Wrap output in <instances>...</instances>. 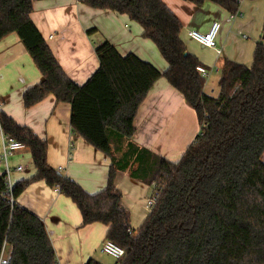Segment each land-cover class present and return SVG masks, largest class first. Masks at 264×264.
<instances>
[{"label":"trees","instance_id":"1","mask_svg":"<svg viewBox=\"0 0 264 264\" xmlns=\"http://www.w3.org/2000/svg\"><path fill=\"white\" fill-rule=\"evenodd\" d=\"M181 1L196 6L210 2L236 17L242 0ZM77 2L126 15L141 27L142 37L156 46L168 68L160 73L104 42L95 49L98 68L76 85L33 25L32 1L0 0V40L17 35L42 76L41 83L24 92L23 107L31 108L49 95L68 104L71 132L111 160L105 188L89 195L47 164L44 141L0 113L2 134L24 145L35 170L11 189L5 175L0 176V256L8 252V264H57L41 220L16 204L29 184L43 181L71 200L82 226L107 227L105 240L124 251L118 264H264V44H256L249 68L222 61L219 93L212 98L203 93L205 79L196 71L201 63L179 39L178 19L160 0ZM160 78L195 112L197 136L176 162L130 142L123 161L117 159L135 133L140 105ZM136 151L137 168L131 176L157 189L159 197L134 234L114 180Z\"/></svg>","mask_w":264,"mask_h":264},{"label":"crops","instance_id":"2","mask_svg":"<svg viewBox=\"0 0 264 264\" xmlns=\"http://www.w3.org/2000/svg\"><path fill=\"white\" fill-rule=\"evenodd\" d=\"M31 1L33 25L62 71L76 85L84 84L98 68L95 49L104 42L111 44L121 56L133 54L160 73L168 68L156 46L142 37L141 27L126 15L95 10L77 0ZM160 1L178 19L179 39L186 52L208 70L209 80L214 75L215 82L207 79L203 87V93L209 97L218 96L223 60L249 68L256 44H264V0H242L239 14L233 19L210 2L196 6L181 0ZM213 23L219 24L214 49L189 36L191 31L207 33ZM41 82V74L17 35L1 39L0 113L30 129L46 143L47 164L51 168L89 195L101 192L106 186L111 160L71 132L70 106L56 103L49 95L31 108L23 107L24 92ZM134 128L133 137L121 146L117 159L123 161L130 142L138 150L176 162L199 132L195 112L163 78L154 83L140 105ZM1 147L0 136V151ZM136 154L137 151L124 170L116 171L114 180L132 231H137L149 214L145 203L151 192L149 184L131 176L137 168ZM7 168L10 187L35 173L26 148L8 157ZM4 174L5 165L0 161V176ZM16 204L41 220L57 264H86L89 260L115 264L114 259L101 251L107 227L99 223L82 226L76 206L57 189L43 181L33 182L20 194Z\"/></svg>","mask_w":264,"mask_h":264},{"label":"built area","instance_id":"3","mask_svg":"<svg viewBox=\"0 0 264 264\" xmlns=\"http://www.w3.org/2000/svg\"><path fill=\"white\" fill-rule=\"evenodd\" d=\"M234 17L230 16V19H233ZM219 29L218 23H213L210 27L209 31L205 34H199L197 32L191 31L189 32V36L192 37L194 40L199 42L200 44L204 45L205 47L209 49H214L216 47L215 37L217 34V31ZM196 71L205 79L207 80L209 77V72L202 66L196 67ZM0 136L2 139V147L0 151V161L5 165V181L8 185L9 189L10 187L9 181L7 179L8 176V168H7V159L10 157L13 153L16 151L22 150L24 147L23 144L5 137L2 134V131L0 129ZM17 170H21V167H18ZM159 197V191L157 189H154L151 187V192L146 200L145 208L150 213L153 209L157 199ZM101 251L110 256L112 259L115 260V264L119 263V260L123 257L124 251L114 243L105 240L101 246ZM9 263V253H2L0 256V264H8Z\"/></svg>","mask_w":264,"mask_h":264},{"label":"rangeland","instance_id":"4","mask_svg":"<svg viewBox=\"0 0 264 264\" xmlns=\"http://www.w3.org/2000/svg\"><path fill=\"white\" fill-rule=\"evenodd\" d=\"M213 79H214V75L210 78V80L209 79L208 80H209L210 83H213V82H215V81H213ZM216 88H217V86H216ZM262 162H264V157H262ZM133 232H134V234H136V229H134Z\"/></svg>","mask_w":264,"mask_h":264}]
</instances>
